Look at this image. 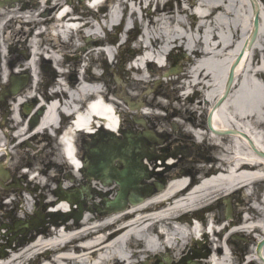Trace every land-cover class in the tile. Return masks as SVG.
Here are the masks:
<instances>
[{
    "label": "bare ground",
    "instance_id": "6f19581e",
    "mask_svg": "<svg viewBox=\"0 0 264 264\" xmlns=\"http://www.w3.org/2000/svg\"><path fill=\"white\" fill-rule=\"evenodd\" d=\"M146 1L143 0L141 5H144ZM164 1L154 0V3L157 4V13L149 11L148 8L144 9L142 7L141 9L143 22L147 24L145 28L148 34L145 40L150 47L144 55L142 67H150L149 62L146 63L145 60H153L155 55L154 59L163 67V71L166 70L168 63L165 62V55L174 44L176 49L184 48L191 55L195 54L197 60L182 74L180 67L173 70V73H176L173 74L174 76L164 74L168 82L166 86H163L162 91L167 92L164 95L167 98L149 100L147 103L153 108L172 109L171 115L179 114V124L177 126L182 128L183 133H189L201 141L205 140L206 143H210L204 148L198 159L205 164L213 162L215 166L208 167L204 165L198 172H203L204 176L209 179L211 178L210 175H214L216 178L205 180L201 184L202 186L200 185L201 189L205 187L204 192L200 190L201 193H198L196 190L193 194L186 196L189 189H182L187 184V179H183V177L188 174V171L170 170V167L164 163L162 164V170L172 172L171 174H168L169 172L164 173L162 181L169 178L166 189L156 192L137 206L130 205L124 211L106 216H103V214L92 215L87 212L82 220L74 224H66V233L61 235L52 234L51 231L47 234L48 222L42 219L37 231L46 234L36 238L33 235L32 238L28 239L29 234L32 232L23 228L21 233H24V238L21 240L15 234L16 236L9 240L6 247L11 248L9 249L11 254L1 252L0 264H26L31 256L35 257L36 263L47 261L51 264H152L155 260L153 254H160V259L165 261L164 264H178L177 259L183 254L185 246L191 240H196L194 235H203L201 238H204L207 234L202 233L203 229L200 225H197V228L193 231L177 224L174 219L177 214L175 212L176 208L182 202H184L183 204L187 203L186 205L190 207L193 200L202 195L207 200L222 198L230 194L235 187L254 185L256 184L255 181L264 178V157L261 155L264 152V0H260V2L258 0H196V15L198 16H190L185 7H180L177 12L172 11L171 8L167 9L170 4L162 8ZM15 2L12 4L11 9L0 8V33L2 34L0 53L3 58L0 73L3 80L1 87L4 92H6L10 75L7 68L9 56L6 54V48L8 45L22 43L33 36L32 29H29L30 25L37 28L41 25H51V30L55 33L53 36L54 46L61 52L65 48V42L60 41L61 37H58L57 34L61 33L64 37L68 36L69 32L67 49L71 53L76 51V43L73 40L75 37L73 32L69 30L70 28L59 22L54 23L51 17H47L51 12L62 9L64 0L49 1L45 7V13L41 15L36 14L44 9V3L39 4L38 0H33L35 10L27 6L28 4L18 7ZM151 4L152 0L149 9ZM124 7H127V4L124 3ZM65 10L67 9L65 8ZM132 11V20L136 21L137 17L138 19L141 18V12ZM145 12H148L149 15L145 16ZM26 13L30 15L28 17L29 23L23 22L21 28H13L6 32L9 18L21 14L20 18L22 19V15ZM156 15H158V19L155 18ZM255 16H259L260 30L256 42L250 45ZM197 17H199L198 23ZM21 19H18V21ZM151 30L152 32H150ZM91 41L92 39L89 41V45ZM30 43L34 47V54H36L40 46L39 39L33 37ZM241 46L243 47L242 60L236 67L234 86L225 102L219 105L218 101L226 92L225 83L229 65H232L236 60ZM36 61L35 56L30 60L35 69L34 77L37 80L38 63ZM58 65L60 64L58 63ZM159 73L161 74V71ZM135 74L136 79L134 82L137 88H133V96L141 98V95L136 93V89L139 87H146L150 91L154 90L155 87H151L154 75L150 73V70L144 69L142 71L139 69L135 71ZM64 75L62 74V77ZM117 82L125 85V82L122 81V75L118 77ZM154 83L155 85L160 84L158 81ZM34 85L35 83L20 96L12 99L13 109L10 110L12 117L10 120L6 119L4 124L0 126V143H2L0 152L8 153L9 164L14 161L12 167L15 171L20 170L25 165L21 162L22 153H19V149L30 141L26 137L30 132L21 109L23 106L28 105L32 96L35 95ZM56 87L61 94L54 95L53 102L49 104L47 113L35 132H42L46 128L51 130L53 126H57L60 109L66 114L73 113L76 116L73 118L74 122L65 129L62 140H65L66 151L74 164L71 167L78 169L82 165V161L79 157L80 151L78 150L79 145L75 133L80 129L90 131L91 125L95 121L99 124L107 122L108 128L116 131L119 115L116 113L115 106L103 97V87L101 86H81L79 82L77 84L73 82L72 78L67 81L66 76H64L61 82L56 83ZM76 87L79 89H75ZM194 89L199 91L200 100L198 102H195L191 95L187 100L179 96L180 90H184L186 94H189ZM94 96L96 98H92ZM56 98L60 99L61 105L58 101H55ZM82 106L86 108V112L82 111ZM203 110H210L213 115L214 129L222 133L196 130V127L201 124L196 117ZM147 113L150 114L151 112ZM154 115L156 116V114ZM181 121L182 124H180ZM146 125L144 121V127L147 128ZM228 131L232 133H227ZM142 138L143 136H141V140L136 141L137 148L135 149L141 156L146 155L149 159L150 152L146 150V142ZM74 140H76L75 143ZM13 143L15 145L11 146ZM27 145H29V148L22 152L29 157V160L32 159L30 149L37 150L39 148L42 152L47 148H52L53 151V154L46 159V163H41L43 164L42 168L40 167L41 164L37 165L39 168L35 169V172H40L42 175L46 174L49 169L59 167L61 160L60 144L57 147H53L52 144L41 147L32 144ZM75 152H77L76 155ZM149 165L151 166V163ZM0 167V184L6 186L3 180L11 178V171L7 169L5 164ZM38 179L36 178L35 181H38ZM15 180L19 182V178L16 177ZM51 180L56 181L57 178L50 176L49 181ZM80 182L85 187L88 185V190H90L89 184L83 181L81 175L79 181H74L71 184L74 187V184ZM49 188V183H46L44 186L46 191L43 195H49ZM184 195L186 198L182 199L181 197ZM60 197L63 199L60 202L67 200L62 193ZM247 201L239 213L245 211L249 219L247 223H255L252 226L259 227L254 232H251L253 229L247 230L246 233L243 232L244 234L249 233V239L246 246H242L241 249L250 256L253 250L249 248V243H256L258 236L264 237V199L254 202L251 196H247ZM171 202L172 205L175 204L172 210L170 209L168 212L161 211V208ZM61 207L63 210L67 209L66 204H62ZM229 209L233 214V202H231ZM48 216H51V214ZM197 216L203 220L207 219L201 213ZM53 224L59 225L60 223L54 219ZM234 229L235 226L230 225L220 233L219 236L222 238L219 237L220 240L214 242V244H217L216 250L213 247L210 249L207 245L204 254L195 253L189 258L194 264H238L232 257L229 258L224 250L228 246L231 250L232 241L225 236L227 233H236ZM74 231L78 232L75 233L73 238L69 239L71 235L69 233ZM51 235L56 236V238L49 240ZM66 240H68V243H66ZM80 242L84 247H80ZM12 243H15V246H12ZM163 247L166 248L167 252L162 251ZM21 252L22 255H18ZM211 253L215 254L212 255ZM207 254L212 256L208 260H204L203 258ZM7 255L9 256L7 257ZM262 255L264 258V247ZM247 264L258 263L250 260Z\"/></svg>",
    "mask_w": 264,
    "mask_h": 264
},
{
    "label": "rangeland",
    "instance_id": "374dc122",
    "mask_svg": "<svg viewBox=\"0 0 264 264\" xmlns=\"http://www.w3.org/2000/svg\"><path fill=\"white\" fill-rule=\"evenodd\" d=\"M30 1V0H29ZM65 2V1H64ZM84 2L85 0H73V6H75L79 12L85 11L86 9L84 8ZM129 2V1H128ZM130 3V2H129ZM189 4L193 6L195 4V0H189ZM186 3H182V0H171V5L167 7V9H172V11H179L180 7H186ZM130 7H134V4L130 3ZM6 8V7H4ZM8 8V7H7ZM135 9L137 11H140V5L135 4ZM149 13L145 12V16H148ZM188 15V14H186ZM192 16V15H190ZM156 17V16H155ZM198 23V19H197ZM136 32H132L131 36L132 38L136 39L138 34H140L142 31L140 29V24L139 22H136ZM97 27L95 32L100 31ZM120 30L124 34V23L123 26L119 27ZM152 32V30L150 31ZM95 38L92 39L91 44L95 42ZM119 41H124V35H120ZM18 43L14 45L17 47V50L12 52V58H10L11 61H14V66L21 65L22 63L25 62V56L24 53L26 52L27 44L24 43ZM86 46V44H85ZM87 47V46H86ZM135 45H132L128 48H123V50L127 52H132L134 50H137ZM11 50V49H10ZM79 53L81 54L80 57L77 56V53L75 54V70H78V68L83 67V63L89 62V64H93L95 62V59L97 57V54H93L92 48L88 47L86 52L84 53V50H80ZM185 54H187L185 56ZM83 55V56H82ZM98 60H102L100 55L98 56ZM196 57V55H195ZM171 65L169 67H180L181 74L186 72L188 70V67L191 66L194 63V57H190L188 53L185 51L184 48H177L176 50L173 51L171 54ZM197 60V59H196ZM87 62V63H88ZM121 64L118 63L117 65H114V67L111 66L112 73L110 74L113 75V73H117L118 75H122V81L127 82V84L124 86L120 85L115 78H111V85L115 88L114 92H117V95H121V97L124 99L125 97L131 98V101H139L142 100L143 106H148L151 108V113H156L158 118L155 116H147L144 117L143 115L139 114L137 111L134 115L131 116V118L128 119V121L125 124V131L130 130L134 131V129L138 132L139 130H145L144 127L141 125L137 124L136 120L137 119H143L146 121L148 129L151 131L157 129V137L162 141L164 139L163 143H157L156 147H160V145L165 146L168 151L167 153H161V156L157 159V163H153V167H157L162 169V164H172L174 161H176L177 165L170 166V170L175 169L178 172L180 170H187L189 174H191L192 177H194L195 182L199 183V180L204 177L203 172H198V170L203 167L204 165H207L208 167L213 166V162H210L208 164H205L202 160L200 161L198 158L199 156L202 155L204 148L207 145H210V143H204L198 145L196 140L194 138H191L192 135L189 133L185 134L181 130L182 128L179 126L176 127V123L179 124L178 119H179V114L176 115H171L172 114V109H162V112L159 111V108H153L150 104L147 103L149 100H156L160 98L166 99L167 96H164L167 94V92L162 91L163 86H166L168 79H165L164 74L169 72V70H165V72L161 71V74L159 73V70L153 66L151 67L152 70V77L153 83L151 84V87H155L153 91H150V89L146 88V91L144 89H141L139 87L136 89V93L141 95V98H134L130 96V93L132 94L133 88L136 87L135 82L133 81V75H126L124 74L125 72L121 70ZM58 76V75H57ZM56 74L54 76L51 75H43V79L48 82L49 85H54L56 82L55 79L57 78ZM135 76V75H134ZM73 76H71L72 78ZM136 77V76H135ZM71 78L69 80H71ZM68 80V76L66 77ZM76 78H72L74 80ZM75 82L77 80H74ZM133 81V82H132ZM155 81L160 82V84L155 85ZM137 88V87H136ZM178 95V94H177ZM175 95V97H177ZM193 97V96H192ZM195 102H198L200 100V95L196 94L194 97ZM186 100V99H184ZM169 101V100H167ZM185 102V101H184ZM125 104V103H124ZM161 110V109H160ZM198 119V122L201 120L199 115L196 117ZM151 119V121H149ZM182 124V121L180 122ZM140 127V128H139ZM135 133V132H134ZM156 133V132H155ZM191 136V137H190ZM87 141L88 139L85 138ZM167 141V142H166ZM33 146H45L48 144H52L53 147H56V142L49 138L48 136H40L39 138H34L31 141ZM12 144L11 146H13ZM28 149L27 146H24L23 149H19V153H22V160L25 165L28 166L29 168L35 169L39 168L37 165L41 163H46V159L53 154L52 148H47L45 151H42L37 148V150L30 149L31 154H32V159L29 160V157L24 154V150ZM179 152L177 154H173L176 151ZM23 151V152H22ZM159 151V150H158ZM166 154V155H165ZM187 154V155H186ZM13 155V153H12ZM163 155V157H162ZM175 155V156H174ZM48 162V161H47ZM161 162V163H160ZM6 166L9 167L11 170L12 174H15L16 177L19 178V182L10 179L5 183L6 187H3L0 184V253L2 251L7 252L10 247H6L9 240H11L14 236L18 235L19 238H24V233H21L23 228H25L27 231L32 232L29 234V238H32L33 235L39 234L37 231V228L40 226L41 220L45 219L49 226L47 234L50 233V226L52 224L53 219L49 215V212L52 211L54 208V204L50 203L51 200L56 199V196L60 194V183L62 186L66 187L65 191H70L71 190V182L73 179L70 178V170L69 169H64L62 168V160L60 161V166L58 168H52L49 169L46 174H42L39 176L38 181H31L26 175H23L21 173V170H23L24 166L20 168V170L15 171L12 166H14V161H11V164H9V161L7 160L5 162ZM159 164V165H157ZM41 168L43 167V164H41ZM117 166L121 168V164L117 163ZM168 166V165H166ZM196 169V170H194ZM174 170V171H175ZM161 173H168L169 170H161ZM40 173V172H38ZM172 172L170 171L168 174H171ZM54 176L57 178L56 181H49V177ZM162 176L157 173L155 178L159 179ZM20 178H23L24 180L22 181ZM78 178H76L74 181H77ZM46 183H49V189L50 193L49 195L43 193L46 191L44 189V186ZM81 182L77 183L76 185L74 184V187L80 189ZM91 189L93 190V193H91V197L88 195L84 194L82 200L86 202V206L84 208L83 213L86 214L87 212L91 213L92 215H100L97 212V209L94 207L95 205H98L100 207L103 206V201L104 198L107 199H114L117 195L118 187L116 185H110V186H104L101 183L99 185H96V182L91 183ZM49 189H47L49 191ZM239 196H242V199H245L241 201L240 206H238L237 199H239ZM259 196V197H258ZM255 200L258 198L260 199V194L255 196ZM233 202V210L234 213L232 215L231 221L236 223L240 221V210L245 206L247 201V196L244 195V193H241L240 195H235L232 196ZM240 201V200H239ZM226 209L227 205L226 203H223L221 201L217 206L212 207L210 210L213 215L216 216V220L220 223L226 222ZM245 212V211H244ZM108 214H104L103 216H106ZM74 216L75 214H72V216H64V215H58V222L65 223V224H73L74 223ZM44 217V218H43ZM219 223V224H220ZM237 224V223H236ZM235 224V225H236ZM16 234V235H15ZM46 234V233H43ZM225 237H230L232 240V245H230L232 251H233V258L235 259L236 262L238 260H244L248 257V253L241 249L242 246H246L248 243L249 239V234H242V233H235L231 236L226 234ZM222 238V237H220ZM213 239L211 236L202 239V242L200 243H194V240H191L187 246H185L183 250V254L179 256L177 259L178 263L182 264H189L187 261L188 258L191 255H194L195 253H201L204 254L205 252V247L207 245L209 248H212V243ZM12 246H15V243H12ZM249 248H253L254 244L249 243ZM11 249V248H10ZM167 252V251H166ZM155 255V254H153ZM9 255H7L8 257ZM209 254H207L203 259L208 260ZM157 264L159 262H162L163 260H159L158 258L155 259ZM145 261V260H144ZM164 262V261H163ZM242 262V261H241ZM29 264V263H26ZM30 264H36V261H32ZM193 264V263H191Z\"/></svg>",
    "mask_w": 264,
    "mask_h": 264
},
{
    "label": "water",
    "instance_id": "95a60500",
    "mask_svg": "<svg viewBox=\"0 0 264 264\" xmlns=\"http://www.w3.org/2000/svg\"><path fill=\"white\" fill-rule=\"evenodd\" d=\"M259 28V19L256 18L252 43L257 39ZM240 60L241 57L238 59L237 64ZM234 72L235 67L231 71L229 87L233 84ZM20 90L21 87H17L12 90V94L16 95ZM210 128L213 129L211 125V117ZM135 148H137V146L132 143L130 148L122 151L117 149L113 153H104V155L97 151L89 152L88 161L91 159L93 163L85 172L86 178L89 180L95 178L96 180L101 181L104 185H111L116 182L120 187L117 197L114 200L105 203L106 208L103 212L111 213L122 211L126 209L129 204L138 205L144 201V197L141 195V190L144 188L142 182L145 179H149L150 175L147 173V168L143 165V155L141 156ZM116 161L122 163L124 167L122 170L115 167ZM70 200L72 202L75 200L77 201L78 197H72ZM81 209H83L82 206Z\"/></svg>",
    "mask_w": 264,
    "mask_h": 264
}]
</instances>
